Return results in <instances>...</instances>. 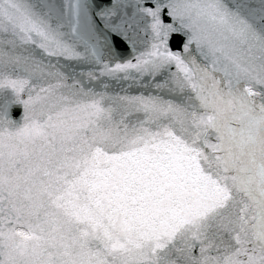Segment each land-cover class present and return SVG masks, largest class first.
<instances>
[{"label":"snow or ice","instance_id":"snow-or-ice-1","mask_svg":"<svg viewBox=\"0 0 264 264\" xmlns=\"http://www.w3.org/2000/svg\"><path fill=\"white\" fill-rule=\"evenodd\" d=\"M0 264H264V0H0Z\"/></svg>","mask_w":264,"mask_h":264},{"label":"water","instance_id":"water-1","mask_svg":"<svg viewBox=\"0 0 264 264\" xmlns=\"http://www.w3.org/2000/svg\"><path fill=\"white\" fill-rule=\"evenodd\" d=\"M178 39V38H177ZM177 44L174 42L173 43V47H176ZM22 112H23V109L21 106H15L13 109H12V112H11V119L16 121L17 123L20 122V119H21V116H22Z\"/></svg>","mask_w":264,"mask_h":264}]
</instances>
